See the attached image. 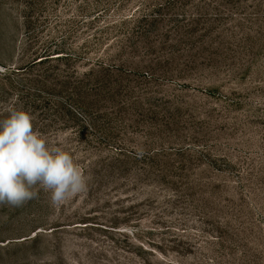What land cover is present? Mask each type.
Segmentation results:
<instances>
[{
	"label": "rangeland",
	"instance_id": "obj_1",
	"mask_svg": "<svg viewBox=\"0 0 264 264\" xmlns=\"http://www.w3.org/2000/svg\"><path fill=\"white\" fill-rule=\"evenodd\" d=\"M11 106L88 188L0 206V264H264V0H0Z\"/></svg>",
	"mask_w": 264,
	"mask_h": 264
},
{
	"label": "clouds",
	"instance_id": "obj_2",
	"mask_svg": "<svg viewBox=\"0 0 264 264\" xmlns=\"http://www.w3.org/2000/svg\"><path fill=\"white\" fill-rule=\"evenodd\" d=\"M37 186L59 206L86 192L88 178L70 152L34 130L28 111L11 106L0 118V206L22 207L37 198Z\"/></svg>",
	"mask_w": 264,
	"mask_h": 264
}]
</instances>
